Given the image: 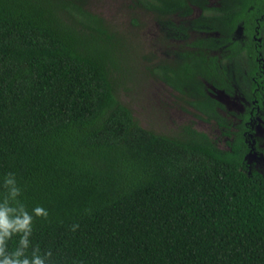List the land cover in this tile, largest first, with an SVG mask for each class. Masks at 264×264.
Masks as SVG:
<instances>
[{
  "label": "trees",
  "instance_id": "1",
  "mask_svg": "<svg viewBox=\"0 0 264 264\" xmlns=\"http://www.w3.org/2000/svg\"><path fill=\"white\" fill-rule=\"evenodd\" d=\"M87 3L0 0V264H264L245 143L141 126L120 99L130 45Z\"/></svg>",
  "mask_w": 264,
  "mask_h": 264
},
{
  "label": "flooded vegetation",
  "instance_id": "2",
  "mask_svg": "<svg viewBox=\"0 0 264 264\" xmlns=\"http://www.w3.org/2000/svg\"><path fill=\"white\" fill-rule=\"evenodd\" d=\"M216 1V5H212V0H187V5H174L170 13L164 12V17L161 12H142V6L136 0L137 13L133 19L136 18L137 22L132 21L138 25L142 15L152 13V16L157 15L169 23L173 39L178 40L177 49H174L177 59L171 65L166 62L164 66L170 84L173 83L181 97L202 118L214 120L225 136L232 137L229 150H220L231 151L232 146L242 140L247 148L244 158L249 173L259 172L264 176V170L257 168L258 163L253 164V159L261 150L256 134L264 125V0H250L252 4L243 18H237L242 0ZM196 39L202 43L201 57L196 53L197 48L194 51L189 46ZM190 50L196 54L188 58L193 76H183L180 67L185 64L186 53ZM205 82L228 98L239 92L242 94L247 105L242 113L233 111V115L240 120L236 132L232 130V121L222 115L229 110L228 105L219 101L213 92L207 91ZM206 102H211L210 108Z\"/></svg>",
  "mask_w": 264,
  "mask_h": 264
},
{
  "label": "rangeland",
  "instance_id": "3",
  "mask_svg": "<svg viewBox=\"0 0 264 264\" xmlns=\"http://www.w3.org/2000/svg\"><path fill=\"white\" fill-rule=\"evenodd\" d=\"M135 1L88 0L87 3L92 12L103 17L130 45L123 66L121 101L133 109L134 115L144 128L158 133L179 134L192 126L193 129L207 134L219 149L229 150L232 137L225 136L214 120L206 121L202 118L168 80L165 63L171 65L177 59L174 49H177L178 40L173 39L172 27L157 15L152 16V13L142 15L138 25H135L132 21L137 13ZM212 2V5L217 3L216 0ZM205 85L207 91L213 92L219 101L228 105L229 110L222 112V115L232 121V130L236 132L240 120L233 113H242L247 105L241 97L242 94L239 92L238 95L228 98L222 91H214V87L206 82ZM256 137L261 150L253 159V164L258 163L257 168L264 170V125L260 126Z\"/></svg>",
  "mask_w": 264,
  "mask_h": 264
}]
</instances>
